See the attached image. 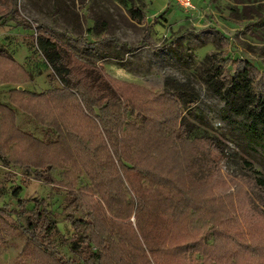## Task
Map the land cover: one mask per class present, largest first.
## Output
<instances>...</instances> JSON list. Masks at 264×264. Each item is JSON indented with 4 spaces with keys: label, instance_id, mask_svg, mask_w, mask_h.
Here are the masks:
<instances>
[{
    "label": "rangeland",
    "instance_id": "obj_1",
    "mask_svg": "<svg viewBox=\"0 0 264 264\" xmlns=\"http://www.w3.org/2000/svg\"><path fill=\"white\" fill-rule=\"evenodd\" d=\"M243 4L254 7L257 14L251 12L247 18L229 15V7L239 11ZM131 7L143 20L131 17ZM263 17L264 0L235 4L230 0H190L188 8L178 0H0V54L4 56L0 68L15 73L13 80L0 79V106L10 110L15 134L29 133L38 139L52 136L10 102L9 96L15 90L63 88L61 81L48 76L55 46L61 44L71 59L70 72L78 75L75 69L81 64L95 67L118 88L123 109L120 137L128 143V161L123 163L128 168H137L131 162L134 156L141 163L163 160L168 139L172 150L176 149L174 172L195 170L190 184L203 200L197 201L200 210L179 217L180 232L189 233L186 240L194 241L187 244L188 250L183 248V263L264 264V129L257 125V137L245 135L248 120L235 110L240 90L227 84L234 58L252 64L258 70L255 78H264V36L247 32L258 29ZM82 37L84 44L79 40ZM72 38L76 40L69 42ZM131 46L134 48L127 51ZM217 64L222 67L219 72H215ZM62 108L66 112L69 107ZM87 116L97 122L96 117ZM7 125L0 109V147L17 137L5 130ZM84 127L93 132L89 122ZM193 136L210 137L213 143L191 140ZM13 145L16 148V143ZM136 146L140 151L134 155ZM107 151L113 172L123 175L111 149ZM18 164L22 166L0 157V207L15 209L19 200L42 201L53 226L48 243L60 256L69 258L72 240L89 239L84 226L76 227L78 230L70 226L71 219L88 221L86 207L68 194L79 195L90 187L84 170L59 163L60 167L50 172L55 182L45 183V177L36 176H41L40 164L27 173ZM126 173L146 174L138 169ZM141 185L149 201H157L164 213L167 207L168 214L173 211L174 203L159 195L149 181ZM125 187L135 202L136 196L126 183ZM11 217L16 232L5 238L0 234V264H15L27 247L23 229L30 224L26 215ZM106 217L112 218L110 214ZM129 221L134 226L133 216Z\"/></svg>",
    "mask_w": 264,
    "mask_h": 264
},
{
    "label": "trees",
    "instance_id": "obj_2",
    "mask_svg": "<svg viewBox=\"0 0 264 264\" xmlns=\"http://www.w3.org/2000/svg\"><path fill=\"white\" fill-rule=\"evenodd\" d=\"M230 1L234 4L239 2ZM128 11L134 20L138 22L143 20V16L135 8L131 7ZM251 12L257 14L256 9L250 5H240L239 11L233 6L229 7V15L232 17L247 18ZM102 25L101 20L98 30ZM247 32L263 38L264 17L258 29H248ZM74 39H69V42ZM79 40L83 44L86 43L83 37ZM46 43L53 45L49 40H46ZM55 47L48 76L61 81L64 87L50 86L40 92L15 90L9 96L10 102L18 105L22 111L42 124L52 136L38 139L29 133L25 135L22 133L23 136L15 134L14 118L10 110L1 105L0 109L4 111V119L8 124L5 130L17 137H11L10 143L6 140V144L1 145L0 157L6 156L13 163H21L22 166L18 165L22 167L20 169L23 173L30 171L33 165L40 164L41 176L38 173L36 176L45 177L47 180L45 183L55 182L50 172L55 166L60 167L57 165L59 163H68L72 168H82L90 187H85L83 193L80 192L79 195L73 194L70 190L68 194L73 195L75 202L79 201L82 207H86L85 216L88 221L71 219L70 226L78 229L79 226H84V231L89 232V239L72 240L68 247L70 257L60 256L54 245L48 243L53 226L45 204L36 200L32 202L19 200L15 209L0 207V234L2 233L4 238L11 237L16 232L12 215L24 214L27 223L30 224V228L23 229L27 247L22 250L15 264H184L183 248L188 243L194 244V241L186 240L190 239L189 233L180 232L179 217L190 216L191 211L200 210L202 206L197 201L203 200L200 191L195 190L190 184L195 170L174 172L177 165L172 156L176 149L172 150L173 147L167 139L164 145L162 144L166 146L163 160L141 163L134 156L131 162L135 164L136 169L146 174L128 175L126 172H134L136 169L128 168L123 163V160L128 161L126 151L128 143L123 139V135L120 137L123 109L119 105L122 98L117 96L118 88L95 67L81 64V67L75 69L78 75H74L68 66L70 58L65 53V47L61 44ZM133 48L127 47L126 50L131 51ZM3 57L0 54V58ZM5 58L12 63L10 59ZM230 66L228 87L240 90L235 110L248 120L245 124V135L255 138L258 135L257 125L264 129V78H255L257 68L243 59L234 58ZM221 68V64H217L215 72H219ZM11 71L0 68V79H15L13 78L15 73ZM35 103L39 105L37 108ZM66 104L69 108L65 112L62 107ZM93 108H96L97 112ZM87 114L96 117L97 122L92 121L91 116ZM88 122L93 127V132L89 133L88 127H84L85 123L88 126ZM178 127H182V124L179 123ZM194 138L213 143L210 137L193 136L190 139ZM13 143H16V148ZM18 144L21 147H17ZM214 147L217 148L216 145ZM108 148L121 166L123 175L118 176L113 172ZM139 151L136 146L134 155ZM195 163L199 164L198 161ZM143 181H149L150 186H153L159 195L174 203L170 214L168 207L165 211L166 216L157 201H149L146 195L148 192L141 185ZM260 182L263 181L260 179ZM125 183L136 196L135 202L127 196ZM207 192L209 191L203 190V193ZM28 202L31 206L26 208ZM109 214L113 219L106 217ZM132 216L134 226L129 221ZM89 248L95 249L94 252ZM196 251L195 248L194 252Z\"/></svg>",
    "mask_w": 264,
    "mask_h": 264
},
{
    "label": "built area",
    "instance_id": "obj_3",
    "mask_svg": "<svg viewBox=\"0 0 264 264\" xmlns=\"http://www.w3.org/2000/svg\"><path fill=\"white\" fill-rule=\"evenodd\" d=\"M178 2L183 8H188L190 5V0H178Z\"/></svg>",
    "mask_w": 264,
    "mask_h": 264
}]
</instances>
